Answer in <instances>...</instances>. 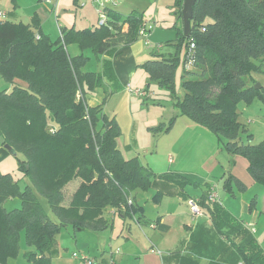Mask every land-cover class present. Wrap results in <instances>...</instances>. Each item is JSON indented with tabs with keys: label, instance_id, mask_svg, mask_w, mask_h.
Here are the masks:
<instances>
[{
	"label": "trees",
	"instance_id": "obj_1",
	"mask_svg": "<svg viewBox=\"0 0 264 264\" xmlns=\"http://www.w3.org/2000/svg\"><path fill=\"white\" fill-rule=\"evenodd\" d=\"M182 5L183 0H174L181 26ZM104 12V25L63 29L54 41L38 31L37 24L0 20V76L12 85L10 91H0V137L16 151L18 170L28 176L53 216L31 187L20 189L10 174L0 172V264L17 257L22 233L29 248L26 262L53 264L62 226L103 231L109 226L106 210L130 216L135 207L129 196L148 191L157 180L180 187L199 184L190 176L158 175L136 158L124 159L117 147L120 127L102 113L110 92L105 90L97 106L87 103L86 96L113 77L106 54L132 45L145 28L139 13L123 17L113 6ZM190 23L187 37L178 28L170 55L153 53V59L139 65L148 76L147 86L157 82L177 96L178 53L184 47L183 95L175 103L178 115L212 132L231 156L246 159L249 176L264 189V142L242 143L240 134L246 130L238 113L240 103L264 104V88L254 87V74L264 73V0H197ZM70 44L78 49L74 56L67 52ZM88 52L101 64L100 72L84 70ZM190 60L192 70L185 66ZM76 179L78 188L66 198L64 189ZM13 197L20 198L21 206L8 211L4 203ZM207 197L201 196L198 204L209 211L214 227L234 224L222 213L221 204L211 205ZM228 240L242 264H264V251L250 233L242 244Z\"/></svg>",
	"mask_w": 264,
	"mask_h": 264
},
{
	"label": "crops",
	"instance_id": "obj_2",
	"mask_svg": "<svg viewBox=\"0 0 264 264\" xmlns=\"http://www.w3.org/2000/svg\"><path fill=\"white\" fill-rule=\"evenodd\" d=\"M116 3L117 6L118 2ZM173 3L174 0L172 6ZM84 4L85 3H79L74 0L53 1L52 4H46L40 0H31L24 5L21 0H0V13L3 14L0 20L12 23H23L26 25L37 24L38 31L40 30L44 35L54 41L59 38L60 32L63 29H87L96 26H85L90 22L89 12H87L86 9L78 8L84 6ZM171 17L174 21L172 25L175 30V36L172 37V35H168L167 37H170V40L165 42L166 44L169 43L168 45L170 46H172V43H177L178 28L182 29L175 8ZM145 28L146 32H149L147 25ZM145 36L147 37L146 34ZM163 43L164 42L157 45V48H161ZM143 44L144 45H141L140 42H135L115 52L114 56L110 59L113 77L111 80L107 78L104 79L102 88L95 90L92 96H86V101L89 106L101 104L104 95H106L105 90L110 92L109 97L115 93L114 90L119 89L123 92L124 89L127 90V87H130L132 83V78L136 74L139 65H141L139 63L140 59L146 57V59L150 60L154 58L153 53L161 54L154 49V51L151 52V56L146 55L149 46L148 38L145 39ZM168 55H170V53L165 56ZM100 71L101 64L98 63V72ZM147 80H144L146 86L148 83ZM255 80H259L264 88V84L260 79ZM107 101H105L102 109V113L105 115ZM178 118V115L174 117L173 124L174 122L175 124L177 123ZM188 120L189 122H184L186 127L206 129L194 124L189 118ZM117 147L119 149L118 143ZM2 148L4 149V147L1 146L0 150H2ZM230 156H228L230 167H228V175H226L225 172V175L223 174L222 176L223 189L232 194L234 191L241 193V197H239V212H236L235 205L228 206L226 201H221L220 204L222 213L224 212L228 218L232 219L234 224L228 223L221 225L220 231L217 227H214L211 214L206 208L202 210V216L195 218L191 216L187 207V200L189 198L198 200L201 196L207 197L211 188L215 191L216 188L213 184L208 182L209 180L182 171L168 170L167 172H155V169H153L151 165L148 167L155 174L176 173L190 176L199 184L195 186L189 184L180 187L172 182L157 180V185L152 186L148 191L136 192L129 196L130 199L128 202L131 203L133 199L135 207V210L131 212L130 216H120L115 213L112 208L106 210L104 219L109 226L105 230H74V228L70 226L74 231L82 234L78 238L82 244L86 245L89 242V244L97 248L96 253H100L99 255H96V253L91 254L87 249V252L84 250L83 254L95 258L99 264L242 263L238 253L232 247L228 239L232 237L235 241L234 243L242 244L246 232L250 233L256 239L251 227L259 217H264V201L260 207L259 198H257L258 187L254 184L247 172L248 162L246 159L240 156ZM128 157V159L136 158L139 160V157L134 154ZM230 163L232 164L231 166ZM219 166H223V164L215 155L203 162L202 169L206 170L207 173H213ZM79 182L80 181L76 179V183L73 187L69 188L66 186L64 189L66 198L73 195L79 186ZM227 183L229 185L228 189H226ZM188 187L196 188L199 192L191 194L189 193ZM244 193L248 195L244 196ZM237 199V196L234 197V200ZM253 199L256 201L251 207L250 205ZM205 201L207 200L205 199ZM207 202L211 203L209 201ZM65 205H68L67 202ZM211 205H213V203H211ZM121 210H124V208H121ZM66 227L68 226H62L61 228ZM224 234H229V237H224ZM92 239H94L95 242H93ZM105 241L106 245L107 242L111 241L109 249H104V247H106V245H104ZM256 241L258 242L257 239ZM258 244L260 245L259 242ZM56 253H58V244H56L53 257H55ZM78 264H81L79 260Z\"/></svg>",
	"mask_w": 264,
	"mask_h": 264
},
{
	"label": "rangeland",
	"instance_id": "obj_3",
	"mask_svg": "<svg viewBox=\"0 0 264 264\" xmlns=\"http://www.w3.org/2000/svg\"><path fill=\"white\" fill-rule=\"evenodd\" d=\"M21 1L26 5L31 0ZM116 2H118V5H114L113 7L121 16L126 17L132 12L142 15L149 32L146 33L147 37L145 35L144 38L140 36L136 42H140L141 45H144L145 39L148 38L149 46L146 55L151 56V52H153L154 49L163 55L174 51L173 46L165 43L170 40V37H167L168 35H172V37L175 36V30L172 25L174 21L171 17L174 12L172 6L173 0H117ZM78 8L86 9L87 12H89L90 22L85 26L92 27L93 25H98V16L95 7L91 3L87 2L84 6ZM162 42H164V45L162 44L161 48H157V45ZM66 49L71 56L78 53L75 44L67 45ZM115 52V49L108 52L106 54V60L111 59ZM185 52V48L182 47L178 53L180 62L177 66L175 78L176 97L171 96L165 89L160 87L157 82H151L149 86H146L144 80H147L148 77L143 70L138 68L136 74L132 78L130 88L131 90L147 89L152 96L142 98L131 94L125 89V93L119 89L114 90L115 93L110 96L106 102V116L114 118L120 127L121 135L117 143L122 157L126 160H128L129 155L134 154L139 157V161L142 164L146 166L152 165L155 172H167L168 170L182 171L207 179L209 180L208 182L213 184L216 188L215 193H217L220 202L226 201L228 206L235 205L236 212L238 213L239 197H241V193L234 191L232 194L223 189L222 176L223 174L225 175V172L226 175H228V156L230 155L225 150L222 141L218 140V138L207 129L203 130L199 127L196 129L193 127H186L184 122H189L188 118L179 116L175 106L177 101L176 98H181L183 95L181 75L183 74ZM87 56L90 60L85 64L84 70L98 72V63L95 57L90 52L87 53ZM142 58L140 59V64L148 60L146 57ZM189 69L192 70V67ZM196 73L198 75V71H196ZM254 77L255 79H260L264 84V73H256ZM256 84L262 86L259 80L256 81ZM3 89L10 91L12 85L5 82L0 76V91ZM238 113L239 121L244 125L246 130V132L240 134L242 143H263L264 104L258 101H255L251 105L240 103L238 106ZM177 115L179 116L177 123L175 124L174 122L170 127V122ZM248 134L251 135L250 138H248ZM215 155L223 166H219L213 173H207L206 170L202 169L203 162ZM231 165L230 163V166ZM18 168L19 162L17 158L2 148V150H0V172L3 174H10L13 179L18 182L20 189H24L27 186L31 187L45 212L52 216L47 201L37 194L28 176H25ZM75 183L76 180L71 182L67 187H73ZM257 187V198H259V206L261 207L264 201V189L260 186ZM188 190L191 194L199 192L193 187H188ZM243 195L247 196L248 194L244 193ZM236 196L238 199L234 200ZM20 206L21 202L19 197L7 199L4 203V207L8 211L14 208H20ZM251 230L254 231L256 239L264 250L263 216L255 221ZM80 235L82 234L74 231L70 226L61 228L57 235L58 253L53 257L52 262L55 264H78V260L72 256L74 253L80 256L84 253V250L87 252L86 250L88 249L91 254H95L97 248L89 244V242L86 245L82 244L78 239ZM92 241L95 242L94 239H92ZM109 244H111V241L107 242V245L105 241L104 245H106V247H104V249H109ZM19 247L20 249L17 257L10 260L9 264H28L24 259V253L27 252L29 248L25 244L23 233L20 237ZM99 254V252L96 253V255Z\"/></svg>",
	"mask_w": 264,
	"mask_h": 264
},
{
	"label": "built area",
	"instance_id": "obj_4",
	"mask_svg": "<svg viewBox=\"0 0 264 264\" xmlns=\"http://www.w3.org/2000/svg\"><path fill=\"white\" fill-rule=\"evenodd\" d=\"M40 1H42L43 3H46V4H52L53 1H59V0H40ZM74 1L79 2V3H85V4L87 2L91 3L95 7V10H96V13L98 16V24L99 25H104L106 23V16H105V12H104L105 8L116 5L115 0H74ZM2 16H3V14L0 13V18H2ZM146 33H147L146 28L140 30V36L144 37V35ZM185 66H186V68L192 67L191 60L187 61ZM127 90L131 94L138 96V97H142V98L148 97L151 95L146 90H140V89L131 90V88L129 86L127 87ZM207 200L211 203H219V204L221 203L218 195L215 193L213 188L210 189ZM187 207H188V209L191 213V216L193 218L203 215V212H202V210L198 204L197 199L189 198L187 200ZM72 256H73V258H76L77 260H79L81 262V264H99V262L95 258H91V257H88V256L83 255V254H81L79 256L78 254L74 253ZM240 264H242V263H240Z\"/></svg>",
	"mask_w": 264,
	"mask_h": 264
},
{
	"label": "water",
	"instance_id": "obj_5",
	"mask_svg": "<svg viewBox=\"0 0 264 264\" xmlns=\"http://www.w3.org/2000/svg\"><path fill=\"white\" fill-rule=\"evenodd\" d=\"M197 0H183V5H182V33L185 37H187L190 33L191 30V17H192V11H193V6ZM256 89L260 87L259 84H255L254 86ZM0 145H3L4 149L8 151L12 156H17L16 151L10 147L8 144L4 143V139L0 137Z\"/></svg>",
	"mask_w": 264,
	"mask_h": 264
}]
</instances>
